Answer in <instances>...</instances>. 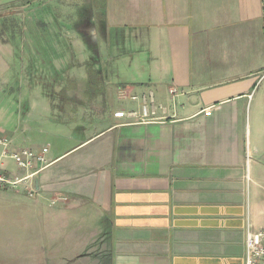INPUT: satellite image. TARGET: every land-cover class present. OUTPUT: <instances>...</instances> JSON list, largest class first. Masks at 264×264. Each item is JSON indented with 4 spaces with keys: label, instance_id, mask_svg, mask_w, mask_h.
Masks as SVG:
<instances>
[{
    "label": "crops",
    "instance_id": "crops-1",
    "mask_svg": "<svg viewBox=\"0 0 264 264\" xmlns=\"http://www.w3.org/2000/svg\"><path fill=\"white\" fill-rule=\"evenodd\" d=\"M101 6L97 28L113 33L104 47L123 51L109 57L111 80L99 73L101 87L74 91L73 105L36 96L15 106L12 44L0 34V134L48 147L27 180L40 234L26 239L25 256L31 248L34 264H244L246 231L264 229V0ZM121 110L144 119L115 116ZM4 159L8 172L27 173ZM57 195L66 200L50 205Z\"/></svg>",
    "mask_w": 264,
    "mask_h": 264
},
{
    "label": "rangeland",
    "instance_id": "rangeland-1",
    "mask_svg": "<svg viewBox=\"0 0 264 264\" xmlns=\"http://www.w3.org/2000/svg\"><path fill=\"white\" fill-rule=\"evenodd\" d=\"M104 1L0 0V34H4L6 40L10 39L12 44L10 75L15 97H11L20 99V104L17 101L15 106L19 105L22 110L30 98L36 96L39 105H73L75 102L71 95L74 91L92 94L101 87L99 73H104L111 80L109 57L123 49L104 47L113 34L111 28L107 29V34L102 27L97 28L102 20L100 14L103 13L101 5ZM88 9L93 10L95 17L97 30L94 36L88 33L92 27ZM18 39L19 44L16 45ZM104 51H108L105 56L101 55ZM139 52H127L124 72L131 71V57L136 56L137 61ZM101 60L104 64L100 66ZM113 65L114 59L110 61V68ZM18 119H22V112ZM38 136L33 142L41 145L45 139L43 135ZM26 146L29 147L28 144ZM3 163L12 169L16 167L11 159H4ZM32 199L34 197L22 196L12 188L0 187V264L35 263V257L30 255L31 248L29 255L25 256L23 251L26 239L32 237L38 241L40 232L34 225L35 212L28 206ZM25 210L29 214H25Z\"/></svg>",
    "mask_w": 264,
    "mask_h": 264
},
{
    "label": "built area",
    "instance_id": "built-area-1",
    "mask_svg": "<svg viewBox=\"0 0 264 264\" xmlns=\"http://www.w3.org/2000/svg\"><path fill=\"white\" fill-rule=\"evenodd\" d=\"M170 91L173 92L174 89H170ZM115 116H130L139 118L140 120L144 119V116L135 110L117 111ZM47 151V146H43L38 150L24 146H13L12 138L0 134V158L8 157L17 168L27 171L24 175L12 174L4 169L1 165L2 163H0V187L15 190L20 186L26 195L35 197L36 191L33 184L27 183V180L47 163L45 158ZM65 200V196L57 195L50 199L49 204L55 205ZM244 264H264V229L246 231Z\"/></svg>",
    "mask_w": 264,
    "mask_h": 264
}]
</instances>
